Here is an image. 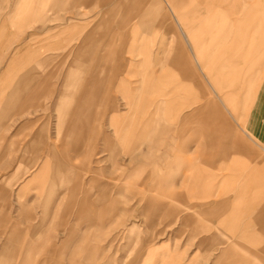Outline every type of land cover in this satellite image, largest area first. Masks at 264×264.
<instances>
[{"label": "crops", "instance_id": "1", "mask_svg": "<svg viewBox=\"0 0 264 264\" xmlns=\"http://www.w3.org/2000/svg\"><path fill=\"white\" fill-rule=\"evenodd\" d=\"M33 1H27L26 9L31 12L17 11L16 15L49 14L40 11L45 9L47 0L41 2V8ZM231 1L237 0H154L148 6L139 2L136 5L139 21L134 28H127L120 8L129 12L137 2L130 8L124 0H103L105 8L112 4L114 7L80 39L78 50L70 60L68 55L63 56V62L68 64L56 108L57 136L67 144L91 140L92 145L98 139L101 142L98 153L107 155L98 161L102 165L92 170V186L84 190V196L80 199L73 193L69 197V205H79L80 213L68 232L66 244L75 243L68 251L67 264L113 262L108 251L116 239L106 246L95 242L106 235L104 226L112 221L103 216L104 206L108 200L117 199L113 196L115 188H118L116 194L122 190L118 180L107 177L113 178L120 170L134 174L140 168L136 165L147 159L170 158L178 164L183 158L181 153L190 151L195 159L181 161L192 171L184 178L182 187L179 190L159 187L155 195H143L145 210L161 217L166 210L170 214L176 212L173 201L184 202L185 219L195 217L194 230L210 234L204 238L206 243L222 245L224 260L235 263L239 258L247 259L255 248L256 262L264 264V22L262 18L253 23L249 19L253 11L232 7ZM65 5L55 0L49 10ZM168 14L178 27L179 45L165 65V45L151 55L138 53L134 41L153 24L167 21ZM60 21L59 26L42 30L80 31L87 24L79 28L72 23V18L63 17ZM116 25L122 27L117 29ZM56 40H49L46 46L70 47ZM40 49L41 43H37L25 44L16 50L9 71L0 80V116L8 115L17 103L25 104L28 95L41 92L42 88L32 87L33 81L44 75L55 57L42 56ZM34 61L36 64L30 69ZM97 107L102 117L100 124L94 126ZM222 131L228 134L223 135ZM41 138L38 133L31 140L32 153L41 145ZM248 138L260 145L263 152L255 149ZM192 144L196 146L192 148ZM79 149L76 146L75 150ZM49 155L39 173L50 176L49 197L53 201V193L73 182L74 168L57 150ZM219 155L235 158L229 177L214 172L212 161ZM107 160H111L110 166L104 165ZM235 182H240L237 189L215 194L216 186ZM94 190L95 199L91 197ZM205 217L219 219L228 235L217 232L210 224L206 226L201 220L208 219ZM38 227L30 228L31 232ZM16 232L19 228L12 227L2 263L31 264L30 257L38 248V235L20 252V259L14 261L11 244L19 241L14 235ZM152 242V238L143 237L129 264L146 261L150 255L160 253L162 247ZM66 248H62L63 252H67ZM49 254L57 257L62 252L51 247ZM55 264L64 263L57 260Z\"/></svg>", "mask_w": 264, "mask_h": 264}, {"label": "rangeland", "instance_id": "2", "mask_svg": "<svg viewBox=\"0 0 264 264\" xmlns=\"http://www.w3.org/2000/svg\"><path fill=\"white\" fill-rule=\"evenodd\" d=\"M27 1L31 2L32 0H0V80L9 71L16 50L25 44L41 43V55L55 57V60L45 68V73L40 76L39 80L33 81L32 87L42 88L41 92L28 95L25 104L17 103L8 115L4 117L1 115L3 118L0 119V264H3L1 259L4 256L5 246L10 241L11 229L14 226L19 228V232L14 233L19 237V241L11 244V252L15 253L11 255V260L20 259V252L26 250L27 243L37 234L38 248L33 251L30 257L31 264H55L57 260L67 264L70 256L68 251H71L75 243L73 241L70 245L66 244L68 232L79 218L80 213L79 205H69V197L73 193H76L80 199L84 196V192H86L84 190L92 186L90 183L92 170L102 165L98 161L107 155L98 153L101 147V142L98 139L92 145L90 144L91 140L88 143L84 141L82 144H67L57 136L58 111L56 108L59 102V91L64 82L62 81L64 72L68 64V62L67 64L63 62V56L68 55L70 60L78 50L77 45L81 42L80 39L86 37L90 29L101 23L106 12L112 9L114 4L105 8L103 0H59L60 3H66V5L49 10L55 0H34L33 2L38 7L44 1L48 6L46 5L45 9L40 11L49 14L35 17L16 15L17 11H32L26 9L28 8ZM124 2L129 7L137 2L135 8L130 9L129 12L120 8L127 28H134L136 22L139 21L136 8L139 2L147 6L155 3L154 0H124ZM231 6L245 8V11L246 9L253 11L254 14L249 17L253 23L260 22L259 19L262 18L264 22V0L231 1ZM55 11L56 13L53 14ZM63 17L72 18V23L79 28L85 22L87 24L80 31L47 32L42 30L54 25L59 26L58 23L63 20ZM49 18L52 20L48 21ZM115 27L118 29L122 26L116 25ZM177 28L172 15L168 14L167 21L155 23L136 36L134 44L138 47L136 48L137 52L142 51V53L148 52L155 55L161 46L165 45L167 52L164 64L167 65L179 45ZM53 39L62 40V42L70 44V47L46 46L48 41ZM117 41L122 44L120 40ZM123 55L130 56L131 54L123 52ZM36 61L30 63V69L36 64ZM93 116L94 126H97L102 117L98 107ZM232 121L236 124L234 119ZM222 123L224 122L222 121ZM92 129L94 137L96 130L94 127ZM225 132L227 131H222V134L225 135ZM38 133L42 135V143L36 148L37 151L32 153L30 142ZM198 140H202V138ZM248 140L256 147L255 149L263 152L260 145L255 144L249 138ZM78 145L80 149L75 150ZM195 146L192 144V148ZM53 150H57L67 163H71L74 168V176H72L71 184L62 185L57 193H53L52 196L55 197L51 201L49 197L51 192L50 176L39 172ZM181 154L183 158L179 159L178 164L170 158L147 159L136 165L140 168L134 174L120 170L113 178L111 175L107 178L104 177L109 180H118L122 190L120 194H116L118 188H115L113 196L117 199L108 200L104 206L103 216H108V219L112 221L104 226L106 235L95 242L98 245L106 246L109 241L116 239L108 251L110 258L113 259L112 264L132 262L143 237L152 238V245H159L162 248L160 253L152 254L148 260H142L137 264H258L256 262L258 253L255 252V248L247 259L240 260L239 258L235 263L224 260L220 250L222 245L206 243L204 238L210 234L197 233L194 230L192 222H195V217L190 220L185 219L186 211L184 209L187 208V205L184 202L173 201L176 212L170 214L166 210V213H163L161 217L155 215L153 211L145 210L146 201L142 198L143 195H155L156 189L159 187L167 190H179L184 178L192 172L191 168L183 165L184 161L195 159L192 151ZM182 160L183 162H181ZM212 162L216 174L229 177L231 166L235 165V158L233 155H219ZM104 165L110 166L111 160L105 161ZM239 184L240 182H235L226 183L225 186H216L215 194L223 195L227 189H237ZM96 195L97 192L94 190L91 197L95 199ZM192 201L202 202L201 200ZM215 218L209 217L207 220L204 218L201 220L206 226L210 224L217 232L220 231L222 235L227 236L229 232L221 227L218 223L219 219ZM87 222L82 225L80 232L86 227ZM38 225L37 230L31 232L30 228ZM139 235H141L140 238H138ZM77 236H79L78 233ZM90 243L94 242L90 241ZM24 244L25 246H23ZM65 246H67V252L62 250ZM51 247H57L62 254L57 257L51 256L49 254Z\"/></svg>", "mask_w": 264, "mask_h": 264}, {"label": "bare ground", "instance_id": "3", "mask_svg": "<svg viewBox=\"0 0 264 264\" xmlns=\"http://www.w3.org/2000/svg\"><path fill=\"white\" fill-rule=\"evenodd\" d=\"M249 102V101H248Z\"/></svg>", "mask_w": 264, "mask_h": 264}]
</instances>
